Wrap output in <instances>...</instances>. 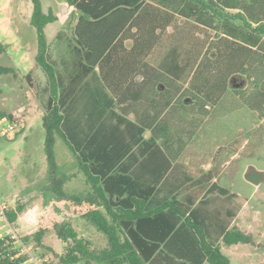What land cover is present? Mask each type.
I'll return each instance as SVG.
<instances>
[{
    "label": "rangeland",
    "instance_id": "1",
    "mask_svg": "<svg viewBox=\"0 0 264 264\" xmlns=\"http://www.w3.org/2000/svg\"><path fill=\"white\" fill-rule=\"evenodd\" d=\"M39 1L44 12L51 10L56 16L55 21L46 25L45 33L48 61L57 78L58 104L67 116L71 132L83 135L82 140L96 143L100 139L107 156L113 158L119 153L117 149H129L132 140L127 137V132L135 134L139 122L129 107H122L130 106L132 102L131 97L123 94L125 91L137 92L136 86H140V94L150 104V110L154 98L155 116L163 111L159 120L166 128L161 138L153 140L154 146H165L173 159H177L187 146H198L204 155L220 144L231 142L236 134L246 136L239 149L244 152L246 148L239 160L240 171L233 184L224 178L222 185L237 194L239 211L232 224L248 234L250 241L232 245L220 242V247L231 264H264V143L255 150L249 146V141L256 140V137L251 138V133L263 123L264 114L260 118L243 100L232 95L221 97L216 104L210 102L205 107L200 105L202 102L195 103L191 98L183 103V97H190L193 93L190 88L197 91L200 86L203 89V83L208 81L211 85L221 81L224 89L232 87L230 77L234 74L225 70L222 73L223 68L218 66L216 73L207 75L208 80L205 76L204 79L194 78L209 42L207 37L203 44L206 35L197 32L194 20L173 19V13L164 11L165 18L147 17L148 27L144 29L136 15L116 35L114 42L121 37L117 44L104 48L100 57L89 61L85 57L87 46L78 41L73 31L80 12L65 0ZM20 3L21 0H0V65L15 69V75H0V114L5 115L0 119L9 121L11 116L24 124L14 137L0 138V203H7L6 211L20 206L17 237L11 242L17 253L21 249L20 235L27 234L29 242L26 247L38 258L56 264L67 244L57 234L63 224H69L80 237L91 243L92 248L106 247L107 238L94 224L78 215L68 202L70 194L90 195L92 191L85 184L77 159L60 138H56L54 145L57 169L48 168L42 118L52 104L49 81L34 59L37 34L29 19L20 14ZM145 3L142 2L141 7ZM106 34L109 39L111 33ZM215 37L212 34V38ZM87 39L91 41L93 37ZM208 51L212 56L215 50L208 48ZM251 67L250 76L255 77L257 72L262 77L260 89L264 91V57H259L258 61L251 59ZM83 71L80 79L77 74ZM130 73L133 77L128 81ZM236 74L245 80V84L238 88L247 89L250 76ZM94 83H98L96 87ZM200 91L204 93V90ZM147 119L141 120L149 127L140 135V141L151 143L153 120ZM39 228L43 229V235L37 243L34 233ZM12 232L8 220L0 215V236L6 237Z\"/></svg>",
    "mask_w": 264,
    "mask_h": 264
},
{
    "label": "trees",
    "instance_id": "2",
    "mask_svg": "<svg viewBox=\"0 0 264 264\" xmlns=\"http://www.w3.org/2000/svg\"><path fill=\"white\" fill-rule=\"evenodd\" d=\"M33 1L35 6L29 21L37 34V52L34 59L47 75L52 100L51 108L42 118L45 131L44 152L48 168L57 169L54 145L56 138H60L75 155L80 172L84 174L92 191L90 195L70 194L67 197L68 202L75 207L78 215L94 224L107 238L106 247L92 248L91 243L80 237L69 224H63L57 234L63 242L67 241V244L56 264H231L228 256L221 251L220 242L226 245L248 243L250 237L232 224L239 211L236 204L237 194L230 187H224L222 180L226 178L232 184L235 181L241 166L239 160L246 151V148L244 152L239 149L245 143L246 136L236 134L231 142L220 144L215 150L204 155L200 153L198 146H187L177 159H173L165 146H154L153 140L161 138L166 128V125L161 126L159 120L162 111L154 116L151 143L141 142V137H136L135 134L129 138L132 140L131 147H140L144 164L158 168L160 173L159 176L156 174L155 185H137L134 178L127 173H119L114 180L115 168L131 153L133 147L117 149L116 152L119 153L113 158L107 156L101 142L100 150L106 154L104 159L102 158L104 162L98 166L88 163L85 152L89 147L91 149L93 142L88 143V140L84 143L67 125V116L58 104L55 71L47 57L45 27L55 21L56 16L51 10L44 12L39 0ZM65 1L80 12L73 31L78 41L87 46L85 57L89 61L100 57L104 48L108 49L112 44H117L121 37L114 42L116 35L121 33L125 23L136 15L144 29L148 27L147 17L165 18L164 11L173 13V19H193L197 24V32L206 35L203 36V44L207 37L209 38L194 78L197 76L198 79H204L205 76V80H208L207 75L216 73L218 66L223 68L222 73L229 71L234 74L230 77L232 87L224 89L221 81H217L216 85H211L208 81L203 83V89H200V86L197 91L193 87L190 88L189 91L193 93L190 97H183V103L185 99L191 98L195 103L202 102L203 105L199 104L206 106L210 102L216 104L221 97L232 95L243 100L263 118L264 91L260 89L262 77H259L257 72L255 77H251L249 69L252 68L251 59L258 61L259 57H264V22L252 26L245 14L240 12L227 17L225 12L215 8L217 6L212 0ZM144 1L145 6L141 7ZM148 4L154 8L148 9ZM217 17L220 20L216 19V22L214 18ZM107 32L111 33L109 39L105 36ZM212 34L216 37L212 38ZM88 37H93V40L90 41ZM103 37H106V41L103 40L104 47L103 43H100ZM208 48L215 50L212 56L210 51L207 52ZM238 72L250 76L247 89L233 87L237 82L244 81L236 74ZM1 74L15 75V69L0 65ZM134 89H137V92L125 91L123 95L131 97L132 102L130 106L122 107H129L136 115L139 122L138 132L142 135L148 123L141 122L140 109H146L150 104H147L140 94V86ZM199 89L204 90V93ZM169 104L170 102L165 107ZM4 116L0 114V117ZM8 119L12 120V117ZM251 134V138L256 137V140L249 141L250 144L247 143L246 146L249 144L251 150H255L264 143V121ZM235 154H238L237 157ZM204 164L208 166L207 169L203 167ZM19 210L20 206L16 205L5 212L6 219L14 231L18 228ZM42 235V228L34 233L37 243H40ZM20 236L21 241L27 245L29 236ZM12 241L9 235L0 237V264L24 263L25 256L16 255L17 250ZM43 263L52 264L51 261Z\"/></svg>",
    "mask_w": 264,
    "mask_h": 264
},
{
    "label": "crops",
    "instance_id": "3",
    "mask_svg": "<svg viewBox=\"0 0 264 264\" xmlns=\"http://www.w3.org/2000/svg\"><path fill=\"white\" fill-rule=\"evenodd\" d=\"M147 1H149V0H146V2ZM212 2L216 4L217 7H215V8L220 9L223 12H225V15H227V17L229 15L232 16L233 14L240 12V13L245 14V16L250 20L252 26H256V25H259V24L264 22V0H212ZM147 8L153 9L154 7H153V5L148 4ZM216 19L220 20V18H218V17ZM84 73H85L84 71L81 73H78L77 76H79V78H80V74L84 75ZM83 77H85V76H83ZM132 77H133V75L130 73L128 76V81L131 80ZM74 78L71 79V82L74 81ZM240 79H242V78H240ZM95 84L96 83H94V85ZM97 84L95 85V87L97 86ZM237 84H239V82L234 84L233 87H235ZM244 84H245V80L244 81L242 80L241 85H238V87H241ZM238 87H236V88H238ZM124 89H127V88H124ZM124 89L121 88V90H124ZM122 106H124V105H122ZM154 106H155V101L153 98L152 109L150 110V107H146V109H144L143 111H140L139 115H143L140 118L142 121L148 120L147 118H152V120H154V116H155ZM150 111H151V114H150ZM151 115H152V117H151ZM68 122H69V120H68ZM136 127H137V125H136ZM132 134L133 133L127 134V137L131 138ZM136 135H137V137L140 136L137 128L135 129V136ZM77 138L78 139H84V136L83 135L82 136L77 135ZM83 141L85 143L87 140L85 139ZM100 146H101V141H100V139H98V141L96 143H93V145L91 146V149L89 147V150L85 152V155H86L85 157L88 160L89 164H95V166L96 165L98 166L104 162L102 160V158H103V156L105 157L106 154H105V151L100 150ZM130 154L131 155H129L127 158L123 159L121 161L120 165H118L115 168L116 170L114 172V178H115L114 180H116L115 176L118 175L119 173H121L123 175H125L127 173L132 178H134L137 185H140L143 187H151V186L155 185L156 174H158V176H159V173H160V172H158V168H155L154 166H150L149 164H144L143 158L140 154V147L136 146ZM74 157H75V155H74ZM105 162H107V161H105ZM107 163H109V162H107ZM78 169H79V165H78ZM79 171H80V169H79ZM163 174H165V172H163ZM83 176H84V174H83ZM84 180H85V184L87 186H89L87 181H86L85 176H84Z\"/></svg>",
    "mask_w": 264,
    "mask_h": 264
},
{
    "label": "built area",
    "instance_id": "4",
    "mask_svg": "<svg viewBox=\"0 0 264 264\" xmlns=\"http://www.w3.org/2000/svg\"><path fill=\"white\" fill-rule=\"evenodd\" d=\"M23 122L21 121H15V120H1L0 119V138H11L14 137L20 130L23 129ZM7 203H0V215H2L5 219V212L7 209ZM7 220V219H6ZM12 228V227H11ZM12 233H9L10 238L14 239L16 238V233L15 231L12 229ZM1 237V236H0ZM18 239V238H17ZM18 242L21 246L20 252H18L16 255H24L25 256V262H29L31 264H42L43 262H45L47 259L46 258H38L36 255H34L29 249L28 247H26V245L21 241V239H18Z\"/></svg>",
    "mask_w": 264,
    "mask_h": 264
},
{
    "label": "water",
    "instance_id": "5",
    "mask_svg": "<svg viewBox=\"0 0 264 264\" xmlns=\"http://www.w3.org/2000/svg\"><path fill=\"white\" fill-rule=\"evenodd\" d=\"M34 1L33 0H21L20 3V14L24 19H30L34 10ZM241 85V82L237 84L235 87ZM186 102V99H185Z\"/></svg>",
    "mask_w": 264,
    "mask_h": 264
}]
</instances>
